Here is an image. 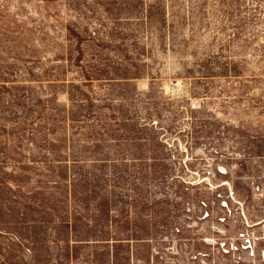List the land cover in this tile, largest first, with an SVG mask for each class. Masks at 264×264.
Here are the masks:
<instances>
[{
	"label": "rangeland",
	"instance_id": "obj_1",
	"mask_svg": "<svg viewBox=\"0 0 264 264\" xmlns=\"http://www.w3.org/2000/svg\"><path fill=\"white\" fill-rule=\"evenodd\" d=\"M100 88L115 100L105 117L148 137L156 160L128 197L111 195L108 243L32 246L49 260H27L22 239L56 231L19 223L7 194L33 167L3 159L18 161L19 140L30 151L46 128L63 137L53 94ZM194 174L208 178L192 186ZM0 254L1 264H264V0H0Z\"/></svg>",
	"mask_w": 264,
	"mask_h": 264
},
{
	"label": "crops",
	"instance_id": "obj_2",
	"mask_svg": "<svg viewBox=\"0 0 264 264\" xmlns=\"http://www.w3.org/2000/svg\"><path fill=\"white\" fill-rule=\"evenodd\" d=\"M67 81L71 79L58 82ZM86 81L96 83L104 79L84 78L83 82ZM106 85L108 84L103 83V86ZM112 92L100 88L98 91L77 93L62 90L48 95H52L55 103L62 105V111L59 112L63 117L60 120L63 137L59 138L58 130L46 128L48 138L34 144L27 142L35 149V153L34 149H25L19 140V144H16L20 153L19 160L13 162L12 156L3 159L4 165L14 163L33 167L29 181L22 182L21 186L11 182L12 190L7 194V198L16 207L19 223L26 224V229L39 226L56 231L55 236L45 233L39 241L25 237L22 245H91L108 243L112 239L111 227L117 222L113 221L119 215L118 205L112 201L111 195L128 197V193L132 191L131 179H137L141 183L142 175L147 174V170L150 172V164L156 160L154 155H149L148 137L126 135L121 127H116L119 118L105 117L106 113H115V106L112 104L115 100L110 102ZM48 112L49 115L56 114L53 108ZM34 113L36 116L40 115L37 110ZM101 122L103 126L100 125ZM109 123H113V128ZM20 132H25V129L18 133ZM142 164L144 167L140 166ZM130 207V202L126 201L120 208L129 212ZM30 208L32 212L35 211L37 219L26 214ZM114 208L117 215L112 217ZM101 225L103 229H110L107 237L99 236L96 227ZM62 228L66 229L67 237L60 234L59 229ZM15 247L19 249L18 244ZM19 250L22 256H27V260L33 259L34 255H41V260H49L48 253L42 249L32 247L25 254L23 249ZM64 250L59 248L58 257ZM17 257L15 262L18 261ZM2 260L0 254V264Z\"/></svg>",
	"mask_w": 264,
	"mask_h": 264
},
{
	"label": "built area",
	"instance_id": "obj_3",
	"mask_svg": "<svg viewBox=\"0 0 264 264\" xmlns=\"http://www.w3.org/2000/svg\"><path fill=\"white\" fill-rule=\"evenodd\" d=\"M174 140H177V139L175 138ZM174 140H173V142H174ZM178 142H179L178 149L182 150V144L180 143V140H178ZM183 151H184V153L187 152V154H185V155L188 156V149H186V147L184 148ZM186 160H187V157L183 160L184 163L186 162ZM207 178L208 177H206V176L199 177L197 174H194L193 178H191L190 180H188L187 183L190 184V185H192V186L193 185L194 186H198V185H201L202 182H204ZM209 185H210V183H209Z\"/></svg>",
	"mask_w": 264,
	"mask_h": 264
},
{
	"label": "bare ground",
	"instance_id": "obj_4",
	"mask_svg": "<svg viewBox=\"0 0 264 264\" xmlns=\"http://www.w3.org/2000/svg\"><path fill=\"white\" fill-rule=\"evenodd\" d=\"M233 195V194H232ZM233 197V196H232Z\"/></svg>",
	"mask_w": 264,
	"mask_h": 264
}]
</instances>
